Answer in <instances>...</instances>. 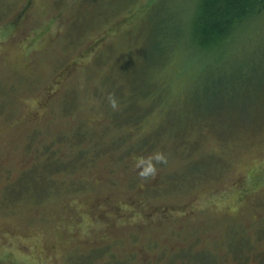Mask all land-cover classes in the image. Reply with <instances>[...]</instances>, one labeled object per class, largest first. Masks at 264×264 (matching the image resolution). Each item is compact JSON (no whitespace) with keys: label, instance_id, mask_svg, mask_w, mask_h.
<instances>
[{"label":"rangeland","instance_id":"rangeland-1","mask_svg":"<svg viewBox=\"0 0 264 264\" xmlns=\"http://www.w3.org/2000/svg\"><path fill=\"white\" fill-rule=\"evenodd\" d=\"M195 5L0 0V264H264V12L204 50Z\"/></svg>","mask_w":264,"mask_h":264},{"label":"trees","instance_id":"trees-1","mask_svg":"<svg viewBox=\"0 0 264 264\" xmlns=\"http://www.w3.org/2000/svg\"><path fill=\"white\" fill-rule=\"evenodd\" d=\"M132 4H134L135 0H131ZM125 1L123 2V4ZM126 6V4H124ZM127 8V6L125 7ZM20 12V11H19ZM264 12V0H196V5L194 9L193 16L190 19V35L192 46L199 47L204 50H211L215 48V43H218L220 40H226L235 34L239 27L246 21L249 22L250 18L253 16H257ZM179 29V28H178ZM179 31V30H178ZM179 35V34H178ZM94 44V45H92ZM90 46L93 47L98 44L100 49V43L94 42ZM213 46V48H212ZM96 49V48H95ZM168 49H164L163 52H167ZM159 57V56H158ZM158 57L156 59H158ZM149 82L146 83L148 86ZM135 88L138 86L139 92L136 90H132V93L137 96L142 94H147L146 90H142V84H134ZM52 88H46L45 97L47 98L51 93ZM110 104L114 105L115 108L112 107V114H116L120 112L124 113V116L121 117L120 126L116 127L117 129H122V127H131L130 122H138L137 120H130V115L136 110L140 109L136 104L134 105L131 102L126 103V99L123 97L122 92L119 90L118 92L110 93ZM149 108V107H146ZM145 108V109H146ZM117 111V112H116ZM68 114V113H67ZM222 118H226L227 120H232L234 117L236 119H241L242 117H238L236 115H230L226 111L222 113ZM244 114H246L244 112ZM254 114V113H251ZM261 113L255 114V117L260 116ZM243 116V115H242ZM249 124V123H248ZM250 125V124H249ZM111 127V124H109ZM107 131V130H106ZM79 139H83V134L74 137V144L79 145V148L82 149L83 141H77ZM77 141V142H76ZM114 147H117L115 145ZM84 151H81L80 155L83 154ZM53 150L46 148V154L52 155ZM45 154V155H46ZM137 154H140L139 152ZM36 162L32 163L31 169L36 172L37 170L41 173L44 171L46 158L40 157V155H36ZM192 160H189L187 163L189 168V163ZM197 167V166H196ZM196 167L188 170L187 173L192 174L193 176L198 175V169ZM176 173V172H175ZM197 174V175H196ZM45 176L49 175L45 173ZM183 177V175H181ZM188 260L187 258H185ZM215 258H213L214 260ZM192 261V260H191ZM204 262L203 260H200ZM199 261V263H200ZM190 262V261H189ZM194 262V261H193ZM201 264V263H200ZM203 264V263H202ZM231 264V263H229ZM261 264V263H258Z\"/></svg>","mask_w":264,"mask_h":264}]
</instances>
